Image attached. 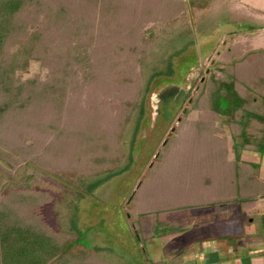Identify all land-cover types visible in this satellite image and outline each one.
Segmentation results:
<instances>
[{
    "label": "trees",
    "instance_id": "16d2710c",
    "mask_svg": "<svg viewBox=\"0 0 264 264\" xmlns=\"http://www.w3.org/2000/svg\"><path fill=\"white\" fill-rule=\"evenodd\" d=\"M213 2L0 0V170L11 180L31 164L36 174L52 172L77 187L78 179L90 176L92 189L131 171L137 154L124 153V130L141 103L139 65L158 38L157 25L165 24L166 33ZM235 35L213 63L219 75L211 72L201 83L175 134L159 144L157 160L129 196L141 217H155L148 236L182 231L176 213L233 204L246 213L264 197L259 162L243 157L264 154V49ZM32 62L40 70L24 77ZM192 109L196 119L187 117ZM153 181L166 191L150 202L139 192ZM51 200L48 190L29 183L0 192V264H114L80 228L56 230L45 220L41 210ZM133 225L145 253L147 235Z\"/></svg>",
    "mask_w": 264,
    "mask_h": 264
},
{
    "label": "rangeland",
    "instance_id": "374dc122",
    "mask_svg": "<svg viewBox=\"0 0 264 264\" xmlns=\"http://www.w3.org/2000/svg\"><path fill=\"white\" fill-rule=\"evenodd\" d=\"M163 27L165 24L157 25L158 38L151 43L148 57L139 65L144 79L141 103L131 114L124 130V153L128 157H135L137 154L131 171L121 172L92 189L89 182L95 178L90 176L84 180L78 179L80 183L77 187L78 185L71 184L52 172L39 169L42 174H36L31 164L14 172L11 180L0 170V192H4L6 188L23 187L26 183L36 189L48 190L52 200L41 210L45 220L56 230L80 228L89 244L98 247L100 255L114 264H148L146 257L157 264H195L198 243L233 237L232 235H253L260 223L253 208L245 213L240 205L233 204L219 209L199 208L176 213L174 217L180 219L182 231L148 236L156 227L154 215L141 217L136 204L129 200L131 193L140 187L146 176L145 170L157 160L159 144L168 137L172 127L174 131L171 136L175 134L180 121L178 118L183 116V108L187 110L191 105L192 101L189 102V99L198 91L199 88L196 87H200L209 73L216 71L219 75L220 72L213 63L218 58L225 39L236 34L241 40L249 41L255 49H264V0H214L208 8L190 13L186 22L177 21L166 33L162 30ZM254 31L258 34H253ZM199 61L200 69L189 74ZM171 68L175 72L168 74ZM39 70V64L32 62L24 77ZM185 75L188 76V80L184 78L188 83L186 90L177 87L182 86V77ZM166 83L175 84L177 89L165 86ZM157 86H165L162 89L169 94L163 92L162 97H157L155 93L160 91ZM191 88L192 93L186 100ZM162 102H165L164 106ZM183 103L180 111L179 107ZM187 117L196 119L198 111L192 109ZM221 123L227 124L225 117H222ZM145 136L148 137L146 144L142 141ZM138 144L143 146L138 148ZM233 146L231 142L232 158ZM173 148L170 150L174 152L178 145ZM243 157L255 159L250 154H244ZM166 170L169 168L164 165L163 171ZM31 174L32 177L29 178ZM160 178L161 176L159 181ZM66 186L72 187L74 191L64 188ZM165 191V188L160 190L153 181L139 193L140 197L147 196V200L153 202ZM128 212H131L132 217ZM134 222L147 235L146 242L141 244L146 248L145 253L136 242L134 233L137 228L134 227Z\"/></svg>",
    "mask_w": 264,
    "mask_h": 264
},
{
    "label": "crops",
    "instance_id": "0c3cea01",
    "mask_svg": "<svg viewBox=\"0 0 264 264\" xmlns=\"http://www.w3.org/2000/svg\"><path fill=\"white\" fill-rule=\"evenodd\" d=\"M254 157L260 164V176L264 179V154ZM253 211L257 212L260 222L253 235L248 233L202 241L197 244L199 249L195 264H264V197L257 199Z\"/></svg>",
    "mask_w": 264,
    "mask_h": 264
},
{
    "label": "flooded vegetation",
    "instance_id": "af4514ba",
    "mask_svg": "<svg viewBox=\"0 0 264 264\" xmlns=\"http://www.w3.org/2000/svg\"><path fill=\"white\" fill-rule=\"evenodd\" d=\"M200 60H201V59H200ZM200 64H201V62L199 61V63H198L195 67H192V69L190 70L189 74H191V73H192L193 71H195V70L200 69ZM189 74H188V76H189ZM188 76L186 77V80H188ZM187 85H188V83L186 82V85H183V84H182V86L179 85V86H177V87H178V88H183V89H184V87L186 88ZM173 88H174V90L177 89L175 85L173 86ZM165 89H168V88H165ZM171 91H173V90H171ZM163 92H165L166 95L169 94L168 91H166V90H164V89H160L159 93H155V94L157 95V97H158V96H159V97H160V96L162 97V93H163ZM169 92H170V91H169ZM163 103H165V102H162V106H164Z\"/></svg>",
    "mask_w": 264,
    "mask_h": 264
},
{
    "label": "water",
    "instance_id": "95a60500",
    "mask_svg": "<svg viewBox=\"0 0 264 264\" xmlns=\"http://www.w3.org/2000/svg\"><path fill=\"white\" fill-rule=\"evenodd\" d=\"M198 88H199V87L197 86L196 89H198ZM192 98H193V96L190 97L189 102L192 101ZM185 110H186V108L184 107V108H183V112H185ZM178 120H180V117L178 118ZM173 131H174V127L171 128V132L168 133V137L171 136V133H172ZM168 137H167V138H168ZM167 138L164 139L163 144H165ZM156 156H157V154H156Z\"/></svg>",
    "mask_w": 264,
    "mask_h": 264
}]
</instances>
